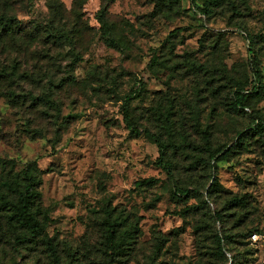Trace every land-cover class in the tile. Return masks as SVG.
<instances>
[{
  "label": "rangeland",
  "instance_id": "rangeland-1",
  "mask_svg": "<svg viewBox=\"0 0 264 264\" xmlns=\"http://www.w3.org/2000/svg\"><path fill=\"white\" fill-rule=\"evenodd\" d=\"M52 1L0 0V16L20 26L0 39V158L16 170L36 160L38 218H49L31 237L3 217L0 264H54L42 238L60 264H102L118 216L134 229L114 264H264V125L224 155L264 121V0H56L55 12ZM102 6L117 46L102 34ZM50 25L72 30V42H51ZM245 34L263 37L250 45ZM253 57L262 88L234 109L232 91L252 87ZM125 96L154 137L129 134ZM215 235L230 236L224 256Z\"/></svg>",
  "mask_w": 264,
  "mask_h": 264
},
{
  "label": "trees",
  "instance_id": "trees-1",
  "mask_svg": "<svg viewBox=\"0 0 264 264\" xmlns=\"http://www.w3.org/2000/svg\"><path fill=\"white\" fill-rule=\"evenodd\" d=\"M51 6L54 9V12L57 11V8L59 6L58 1L53 0L51 3ZM194 8H196L198 11H201V13L208 14V7L200 8L198 5L194 4ZM161 9V7H160ZM104 12L105 7L102 6L96 13L97 20L100 24V28L102 29V34L105 37V41L111 45V46H117L116 39L111 36V29L110 26L107 24V22L104 19ZM56 16V15H55ZM61 18V17H60ZM14 18L9 17L6 15L0 16V39L3 37H13L18 31L17 29L20 28L16 22H13ZM50 30L47 33V37L50 38L51 42H62V41H68V43L72 42L73 32L72 30H65L64 28L55 29L53 25H50ZM178 29H173L168 36L165 38V44L169 45V48L172 49L173 47V40L172 37L177 34ZM246 39L248 40V43L250 45H253L258 39L263 37V34H259L256 36H250L249 34H245ZM71 45V44H70ZM250 53H252L251 49ZM251 73H252V87L247 92H245L242 88H235L232 93V99H233V108L236 109L237 107L242 108L244 106V101L246 100L247 94L251 92H257L260 88H262L261 84V72L258 68V65L256 63L255 58L251 59ZM8 72L5 70L0 71V80L2 79H8L9 77ZM12 94V93H10ZM36 99H39L40 101H43V97H37ZM129 96H125L123 103H122V114L123 119L126 125V128L129 131V134L132 136H139L141 134H150L152 137L154 135L149 131L147 128H139L136 126V124L131 120L130 114H129ZM264 125V121H261L257 118L253 120L252 126L248 127L245 130H242L238 132V138L233 141L230 148L226 149L224 151V155H227L233 147L240 146L243 142L245 136L251 132H253L254 129H261ZM257 130L253 133H256ZM203 138V147L208 152L210 160H217V152L216 150H212L211 142L209 139V132L206 130L203 132L202 135ZM154 141L159 144V139L156 137ZM24 168H21L19 170H16L15 163L8 162L6 159L0 158V225H1V219L4 217L7 222H16L20 225V227H23L26 229L28 234L31 237H39L42 235L45 224L48 221V216L46 211H42V219L40 220L38 218L39 212L38 211L40 204V192H39V186L41 184V175L40 170L37 167L36 160H29L25 162ZM160 166L166 170L169 171V166L162 162L160 163ZM216 171L215 164L211 165ZM7 170V171H6ZM214 182L211 183L210 189L212 188L213 184L215 183L216 179L213 177ZM154 181L153 178H145L140 181H136L135 184L138 186L144 185V184H150ZM190 192L188 189L181 190V193L183 196L187 195ZM209 192V191H208ZM186 209H191L194 206L189 205L186 206ZM108 214H110L108 212ZM128 218L121 216H118L113 221V225L110 228V236L108 238V247L110 249L109 258L104 261L102 264H114L117 262L118 257V250L119 249H127L128 248V241H131L130 234L133 231V225L131 222H127ZM118 231H121L122 233L118 236H116V233ZM257 233V232H252ZM251 233V234H252ZM250 234V235H251ZM258 234H260L258 232ZM216 241H217V250L216 253L219 256H224L225 250L221 246V242L227 238H229V235H215ZM250 237V236H249ZM43 243L46 245L47 251L49 252L53 263L54 264H60L59 255L57 253L56 247L52 243V240L50 238H42Z\"/></svg>",
  "mask_w": 264,
  "mask_h": 264
},
{
  "label": "built area",
  "instance_id": "built-area-1",
  "mask_svg": "<svg viewBox=\"0 0 264 264\" xmlns=\"http://www.w3.org/2000/svg\"><path fill=\"white\" fill-rule=\"evenodd\" d=\"M251 238H252L253 240L257 239V234L253 233V234L251 235Z\"/></svg>",
  "mask_w": 264,
  "mask_h": 264
}]
</instances>
